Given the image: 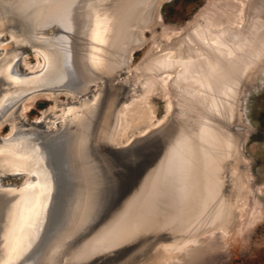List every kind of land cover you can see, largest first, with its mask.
<instances>
[{"label":"bare ground","instance_id":"obj_1","mask_svg":"<svg viewBox=\"0 0 264 264\" xmlns=\"http://www.w3.org/2000/svg\"><path fill=\"white\" fill-rule=\"evenodd\" d=\"M164 1L0 0V130L9 127L0 175L21 173L0 186V264H88L99 255L181 264L189 243L201 249L217 235L226 246L254 220L251 175H238V164L252 131L247 95L264 73V0H209L186 30L162 24L128 67ZM39 97L51 104L23 119ZM131 142L128 156L138 146L146 153L120 195L103 150ZM52 174L60 193L40 238Z\"/></svg>","mask_w":264,"mask_h":264},{"label":"rangeland","instance_id":"obj_2","mask_svg":"<svg viewBox=\"0 0 264 264\" xmlns=\"http://www.w3.org/2000/svg\"><path fill=\"white\" fill-rule=\"evenodd\" d=\"M165 4H169V7L163 10ZM208 4L209 0H169L160 9L161 22L155 27L154 35L157 36L161 32L162 24L175 29L183 27L186 30L189 20ZM151 35V32H145L146 41L141 48L133 52L128 67H134L144 56L152 44ZM31 58L32 56L28 61L34 62V58ZM60 98L65 97L61 95ZM38 103L42 106H38ZM50 104V100L36 99L30 109L22 114L23 119L40 115L41 110ZM245 107L252 131L241 145L240 152L247 160L241 158L240 164L251 175L246 208L249 209L253 204L256 206L254 220L249 221V216H245V222L249 221V225L245 226L241 234L229 240L226 246H222L217 235H214L207 245L201 246L202 250L189 243L185 246L186 255L181 264H264V73H257ZM7 129L8 126L4 125L1 130L6 132ZM235 222L236 220L233 224ZM208 237L199 235L195 239L206 242Z\"/></svg>","mask_w":264,"mask_h":264},{"label":"water","instance_id":"obj_3","mask_svg":"<svg viewBox=\"0 0 264 264\" xmlns=\"http://www.w3.org/2000/svg\"><path fill=\"white\" fill-rule=\"evenodd\" d=\"M166 2H168L167 0H165L162 4H161V6H160V9H161V7H162V5L164 4V3H166ZM160 9H159V12H160ZM155 9H153V11H152V16H153V18L155 17V11H154ZM161 14V13H160ZM161 22V21H160ZM159 25V24H158ZM157 25H154L153 27H152V30H147L148 32H151V34H154V30H155V27H156ZM147 31H145V32H147ZM145 34V33H144ZM155 36V35H154ZM158 36V35H157ZM2 37L3 38H5V35L3 36L2 35ZM145 41H146V39H145ZM27 48H29V47H27ZM141 48V47H140ZM137 49H139V48H137ZM136 50V49H135ZM134 50V51H135ZM133 51V52H134ZM30 56H32V54H28V58L30 57ZM32 58H33V56H32ZM31 58V59H32ZM132 58V57H131ZM129 63L130 62H128L127 64H128V66H129ZM126 64V65H127ZM125 68V67H124ZM124 68H121V69H119L118 70V73H120L121 72V74L123 73V71H124ZM118 73H115L114 75H112L111 76V78H115L117 75H118ZM110 78V79H111ZM236 78L238 79V80H240L241 82H244V80H241V78H240V76L238 75V76H236ZM235 78V79H236ZM94 87H95V85L92 83V84H90L89 85V87H88V89L89 90H93L94 89ZM39 90H41V89H39ZM62 93H60V96L61 95H63V92H64V90L62 91V89L60 90ZM248 96V95H247ZM39 98H43V97H39ZM39 98H37V99H39ZM45 99V98H44ZM38 113V112H37ZM40 114V113H39ZM246 114V113H245ZM38 115H36V117H37ZM31 119H33V118H31ZM31 119H28V120H31ZM4 125H7L8 126V124L7 123H4L3 125H2V127L4 126ZM2 127H1V129H2ZM9 128V127H8ZM229 129L231 130V131H233V133L234 134H236V133H241V131H243V129H242V127L241 126H236L235 124H230L229 123ZM8 130V129H7ZM5 132L4 131H2V130H0V138H1V135L2 134H4ZM144 137V135H142V136H140V138H143ZM144 142V141H143ZM142 142V143H143ZM133 142H131V143H129V144H127V145H119V146H115V145H112V146H110V147H108V148H105L103 151L107 154L106 156L108 157V159H109V162H112V169H113V173H114V175H115V178H116V180H115V186H116V188L119 190V192H120V195L121 194H124L127 190H128V182H129V179H130V177H131V174H132V172H133V170L135 169V165L140 161V159L141 158H143L144 156H145V153H146V150L145 149H140V148H142L141 146H138V147H135L136 149H138V152L139 153H137L136 154V156L134 155V156H128L127 155V153H128V150H130L131 149V147H130V145L132 144ZM142 143H140L139 145H142ZM134 148V147H133ZM140 150V151H139ZM154 150V149H153ZM240 162H241V159H240V161H239V164H238V175H241L242 176V173L244 172L243 170V166L240 164ZM127 172H128V174H127ZM20 178H21V173H5V174H3V175H0V186H5V185H13V184H17L19 181H20ZM52 180H53V191H52V193H51V196H50V200H49V203H48V206L46 207V218H45V222H44V224H43V227H42V231H41V236H40V238L44 235V233L46 232V225L48 224V222H51V215H52V209L53 208H51V206H52V203H56V200H57V198H58V196H59V191H58V185H57V183H56V181H55V175L54 174H52ZM55 200V201H54ZM51 208V209H50ZM50 210H51V212H50ZM0 212H1V209H0ZM55 212V211H54ZM49 215H50V217H49ZM233 217L234 218H232V221H231V225L233 226L234 224H233V221L234 220H236V218H235V213L233 214ZM99 219H97V221H95L94 222V224L87 230V231H90V233L93 231V229H95L96 228V226L102 221V218H103V216H100V217H98ZM84 236H85V233L83 234ZM200 235V234H199ZM198 235V236H199ZM81 237V236H80ZM40 238H39V240H40ZM38 240V241H39ZM176 244V243H175ZM129 248H131L130 246H127L125 249H129ZM117 255V254H116ZM116 255H114V256H116ZM108 258V257H107ZM111 259V258H110ZM117 260L118 259H113L112 258V260L111 261H114L115 263H113V262H110L111 264H116L117 263ZM108 261L106 260V259H104V258H102V256L101 255H99V256H96V257H94V258H92V260L88 263V264H110V263H107Z\"/></svg>","mask_w":264,"mask_h":264},{"label":"snow or ice","instance_id":"obj_4","mask_svg":"<svg viewBox=\"0 0 264 264\" xmlns=\"http://www.w3.org/2000/svg\"><path fill=\"white\" fill-rule=\"evenodd\" d=\"M94 230V229H93ZM87 235H90V231H86L85 232V236H82L81 239H85ZM99 243V241H97Z\"/></svg>","mask_w":264,"mask_h":264},{"label":"trees","instance_id":"obj_5","mask_svg":"<svg viewBox=\"0 0 264 264\" xmlns=\"http://www.w3.org/2000/svg\"><path fill=\"white\" fill-rule=\"evenodd\" d=\"M168 7H169V4H165V5L163 6V10L167 9ZM38 106H42V104L39 103Z\"/></svg>","mask_w":264,"mask_h":264},{"label":"flooded vegetation","instance_id":"obj_6","mask_svg":"<svg viewBox=\"0 0 264 264\" xmlns=\"http://www.w3.org/2000/svg\"><path fill=\"white\" fill-rule=\"evenodd\" d=\"M38 104H39V103H38ZM38 104H37V105H38Z\"/></svg>","mask_w":264,"mask_h":264}]
</instances>
